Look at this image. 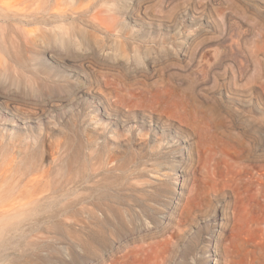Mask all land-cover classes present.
Returning a JSON list of instances; mask_svg holds the SVG:
<instances>
[{
  "label": "rangeland",
  "instance_id": "374dc122",
  "mask_svg": "<svg viewBox=\"0 0 264 264\" xmlns=\"http://www.w3.org/2000/svg\"><path fill=\"white\" fill-rule=\"evenodd\" d=\"M74 1L58 10L64 19L45 22L40 13L41 21L0 17V106L13 103L11 113L0 108V241L8 245L1 247L0 264H86L80 258L85 244L96 250L93 235L113 238L120 224L110 213L102 226L78 215L76 196L68 199L71 207L62 195L66 182L81 176L118 181L141 173L162 194L152 202L153 216L133 205L135 222L152 228L166 210L172 218L168 228L121 248L123 264H208L207 239L219 229L221 216L204 221L212 208L228 215L223 260L224 249H232L238 261L247 254L263 257L264 0ZM54 2L0 0V10L27 14L36 4ZM94 15L101 17L98 22ZM61 23L72 38V56L105 52L111 64L124 63L134 72L99 67L93 59L86 63V76L67 71ZM102 23L118 24L115 34L106 35ZM120 33L128 35L126 46L118 43ZM66 82L90 87L95 97L73 98L61 89ZM126 92L147 95L160 108L157 125L145 126L149 136L135 132L142 118L150 120L148 111L133 109L138 121L129 122L131 131L94 111L101 98L126 114L125 106L115 103ZM179 110L191 114L193 129L179 121L167 132L158 129L166 120L162 114ZM38 191L48 198L35 205L31 200ZM112 192L107 197L115 199ZM178 226L177 234L192 228L194 236L184 242L183 231L176 235L181 251L175 254L164 240ZM136 246L144 247L142 253H133ZM103 259L94 264H111L110 257Z\"/></svg>",
  "mask_w": 264,
  "mask_h": 264
},
{
  "label": "bare ground",
  "instance_id": "6f19581e",
  "mask_svg": "<svg viewBox=\"0 0 264 264\" xmlns=\"http://www.w3.org/2000/svg\"><path fill=\"white\" fill-rule=\"evenodd\" d=\"M66 1H68V0H55V2L52 3L50 6L49 5H41V3L40 4H36V6L31 9L32 11L28 12L27 14L26 13H20V12H4V11L0 10V17L1 16L7 17V18H11V17L17 18V17H19L20 20H22V19H25V20L26 19H29V20L33 19L34 20L35 19V21H41V19L39 18V16L41 15L43 17V19L45 20V22L50 21L51 18L57 17V16H60L61 19H64L65 15L61 14V12L58 11V10H60L61 5L63 3H65ZM74 2L75 1L73 0V3L72 2L71 3L74 5ZM71 3L69 2L68 4L70 5ZM72 4H71V6H72ZM110 4H112V3H110ZM108 7H110V6H108ZM260 8H262V7H260ZM53 9H55V11H51ZM107 9H109V8H107ZM145 10H146V8H145ZM258 11H259L260 15H263V13H261L260 10H258ZM261 11H263V9H261ZM96 12H97V9H96ZM39 13H40V15H39ZM82 13L83 12H80V11L77 12V14H79V16ZM94 13H95V11H94ZM194 14H193V16H195ZM96 16L98 18H96ZM96 16L94 15V17L97 19L96 21L98 22V19H99L100 16H98V15H96ZM139 17L140 18H138V20L140 22H145L146 21L144 17H141V16H139ZM198 17H199V15H198ZM262 18H263V16H262ZM99 22L101 23V20ZM94 23H93V25H94ZM137 24H139V23L137 22ZM60 25H59L60 26L59 28L64 27V25L62 23ZM57 26H58V24H57ZM102 27H103V30H104L103 32L106 35H110V34H113V33L115 34V30L116 29H114V28L118 27V24L114 23V24L108 25V24H103L102 23ZM69 29H71V28H69ZM20 30H21V28H20ZM61 30L63 31V37L60 40L61 41V45L63 46L64 50H66L69 53V51H71V47H72V38H71V36H69V32H68L67 29L61 28L60 31ZM22 32H23V29L19 33H21V35H22ZM81 34H84V32L81 33ZM119 35L121 36V38H119L120 41L118 42L120 45H125L126 46L127 44H129V38L127 37L128 35L125 36L122 33H120ZM23 37L25 38V36H23ZM135 41L139 42L138 44H143L144 43V40L139 39V38H137ZM115 42H117V41L115 40ZM136 48H138V47H136ZM134 50H135V46H134ZM94 52L93 53L92 52L91 53H84V54L77 55V56H72L71 53L68 54L69 56L65 55L66 58L64 59V63H65V66L68 68L67 71H70V73L74 72L77 75L78 74H80V75L82 74V75L86 76L85 75L86 63L88 62L89 59H93L95 64L98 65L99 67H103L104 66L103 68H105L106 66L109 65L108 68L111 67L114 70L116 68L117 69L121 68L122 71L126 72L128 70L131 73L134 72V70H135V68H133V67H126V68L124 67L123 68L122 66H123L124 63H122V66L118 65V64H111V62H109L106 59L107 58L106 57L107 54L105 52L100 53V54H95ZM220 56H222V55H220ZM219 61H220V59H219ZM94 62H92V63H94ZM204 63H206V61ZM202 67H201V69H203ZM120 71H118V72H120ZM204 71H206V70H204ZM125 72H124V74H125ZM200 73H202V72H200ZM204 74H206V73L204 72ZM204 76H206V75H204ZM66 83L67 84H63V87H61V89L63 91H65V92H69L72 95L73 98H82L84 96H87L88 98H90V97L94 98L95 97V96L92 95L93 94V91H92L93 89L91 90V88L88 87V86L79 85L76 88H73V87L70 86V84H68V82H66ZM90 86H92V85H90ZM192 92H193V90H192ZM6 97H8V96H6ZM192 97H196V96H192ZM14 100H13V102H14ZM97 100L98 101L96 102L97 104L95 105V110H94L96 112V114L100 117V119L102 117H104V118H108V119H110L112 121L114 120L115 121L114 123H115L116 127H123L125 130L131 131L130 127H129V124H130L129 122H133V121L137 122L138 121L136 114L133 113V109L134 108H141V109H143L145 111H148L149 112L148 116L150 117V120H148V122L145 121V119L142 118V120L140 122V126L138 127L137 130H135V132L139 131V129H141L142 135L149 136V131H147V132L145 131L146 124L149 126L150 130H152L153 129V123H154V125L157 123V120L155 119V115L154 114H155V112H158V110H160V108L156 105L155 101L152 98H150L149 96H147V95L132 96V95H129L126 92V93H122L116 99L115 103L118 104V105L125 106V109L128 111L127 113H129V114H127V113L126 114H121V112H119V109H115V108H113V106L109 105V102H110L109 100H105V99H101V98L97 99ZM196 101H198V100H196ZM2 104H4V105L0 106V108L3 110L4 113L13 112V103L7 101V102H4ZM196 104H197V102H196ZM43 105H44V103H43ZM198 105H199V103H198ZM33 106L35 107V105H33ZM101 109H102V111H101ZM44 112H45V110H44ZM165 115L166 116H164L162 114L161 117H160V119L162 121L164 120V118H166V120H164L163 123H160V126L158 127L159 130H163V132L164 131L167 132L171 128L170 127V125L172 124L171 122H174V121H179L182 126L188 127L190 129H193L194 122L192 120V116H191L190 113L188 114L185 111H180L179 110V111H177L175 113H170V114L167 113ZM41 116H40V113H38L36 117H37V119H39V117H41ZM24 119H27V118L24 117ZM154 129H156V128H154ZM180 135L181 134L176 135V137L180 138L179 137ZM161 139H164V138L161 137ZM181 169H180V171H181ZM144 176H145L144 173H141V175H138L137 177L131 175L130 177H127V178L123 177L124 179H122V180H120V179L118 180L117 179L118 181H116V180L110 181L108 178H105V177H94V178L92 177V178H89V177H86V176L85 177L81 176L80 178H72V180L68 179V182L65 181L67 187H65L66 185L64 184L65 186L62 189L63 190V194L62 195H64L67 198V200L71 197V195L76 196V197H74L75 198L74 200L71 198L73 200L72 203H75L77 206H79V209H78L77 213L80 212L84 216L82 218H84V219L88 218V219H90V221L92 219V220H94V222L96 221L97 223H99L101 225V224H105V223H107L109 221L110 218H109L108 215L110 213L112 215V218L115 217L118 220L119 224H120V228L119 229L117 228V230H114V233H112L113 234V238L109 239V237H108L109 235H107V236L106 235H103V236H101V235H93L94 241H96V243H97L96 250H93V248L91 246L90 247L92 249H90L89 245L86 246V244H85V247H87V250L84 249L86 252H84V254H82V256L80 258L83 259L86 264H94L96 262V260L99 261V260L103 259L105 256L110 257V260H111L110 263L111 264H120V263L123 264L121 262V259H120V256H119V252H120L121 248L129 247L131 243L137 244L135 240H137L139 238L144 239V237L147 234H150L152 232L162 231L165 228H168L167 226L169 224V221L172 218V215L168 212V210L162 212L163 213L162 214V220L156 221V220L153 219L154 220V225H153L152 228H151V226H148L149 224L146 226V225H139V224H137L135 222V218H136L135 216H137V215H135V210H134L135 207L133 205L140 206L141 209L144 212H151V211L154 210V208L152 206V202L153 201H157L158 197L162 194V192L158 188L153 186L152 183H150ZM37 178H39V177H37ZM31 181H34V183H36V182L40 181V179H31ZM117 183H119V184H117ZM109 187H111V189H113V190H110ZM109 191H111V192L113 191L112 195H114L116 201H115V199H111V198L107 197ZM42 192L43 191L34 192V197L32 198L31 203L37 205V204L41 203L42 201L46 200L48 198V196H47V194L45 195ZM174 194L176 195V193H174ZM108 200H110L111 202L108 201ZM67 202H68V205H71V207H72L71 201L68 200ZM4 204H7V203H4ZM64 204H62V206ZM8 205H9V203H8ZM2 209H3V207H2ZM212 209H214V210H211L210 216L205 217L204 221H208L209 222L212 217L215 218V217H218V215H221V216H220L219 222H218V225L220 226L219 229L218 230L215 229L213 231V233L211 234V236L207 239V247H208V253H209L208 264H256V263L264 264V256L263 257L262 256H253V255L250 256L249 254H247L246 260L238 261V260H236L235 256L232 255V251H231L232 249L230 251L227 250V249L226 250L224 249V253H226L225 254L226 258H224V260H223L222 255H221V251L222 250L220 248V243L222 242V235L225 232V229L228 227L227 223L225 222L228 215H227L226 212H223V213L219 214L215 208H212ZM75 211H76V209H75ZM80 213L78 215H80ZM72 214L73 213H71V215ZM151 215H152V212H151ZM72 216H74V215H72ZM186 216H187V214L184 217H186ZM84 221L89 223L88 220H84ZM84 221H83V223L86 224ZM67 222H65V223H67ZM17 225H18V223H17ZM18 228H16V230ZM182 228H181V230L183 231L182 235L180 236V233L182 231L179 232L178 234H179L180 237H182L183 241L186 242L189 239V237L191 236V234H193V236H194V233H193L194 231H193L192 228L190 230H183ZM173 229H174V231H173ZM173 229H172L173 232H171L169 235H167V237L164 240V242H165V245L167 246L166 248H168V247L170 248V245H173V247H175V249H173V253L176 252L175 254H177L178 251H181V250H179L178 242L176 241V235H178L176 232H178V230H180V228L178 226L176 228L173 227ZM103 232L105 233L106 231H103ZM142 234H144V235H142ZM224 235H225V233H224ZM4 237L5 236H3L2 239H4ZM9 238H10V236L8 237V239ZM144 240H146V239H144ZM6 241L5 242L2 241V240L0 241V260L3 257V254L1 253V250H2L1 247L4 246V249H6L7 246H8ZM153 242H155V241H153ZM141 248H142V250L137 248V246H136V249L132 250V251L135 254H137L138 252L142 253L144 247H141ZM226 248H228V247H226ZM189 249H191V247ZM164 250H166V249L164 248ZM174 250H175V252H174ZM4 251H6V250H4ZM260 258H263V259H260ZM105 259H107V258H105ZM102 261H100L101 264L105 262V261L104 262H102ZM79 263L80 262H78V264ZM96 263H98V262H96Z\"/></svg>",
  "mask_w": 264,
  "mask_h": 264
}]
</instances>
